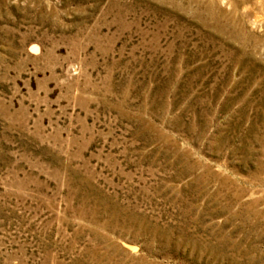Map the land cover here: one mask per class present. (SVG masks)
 <instances>
[{
    "label": "rangeland",
    "instance_id": "374dc122",
    "mask_svg": "<svg viewBox=\"0 0 264 264\" xmlns=\"http://www.w3.org/2000/svg\"><path fill=\"white\" fill-rule=\"evenodd\" d=\"M0 264H264V0H0Z\"/></svg>",
    "mask_w": 264,
    "mask_h": 264
},
{
    "label": "water",
    "instance_id": "95a60500",
    "mask_svg": "<svg viewBox=\"0 0 264 264\" xmlns=\"http://www.w3.org/2000/svg\"><path fill=\"white\" fill-rule=\"evenodd\" d=\"M129 247H130V249H132V250H134V251H136V250L138 249V247L135 246V245H129Z\"/></svg>",
    "mask_w": 264,
    "mask_h": 264
}]
</instances>
